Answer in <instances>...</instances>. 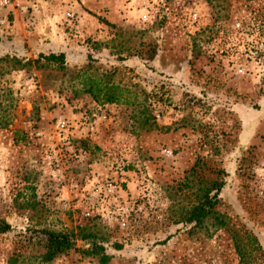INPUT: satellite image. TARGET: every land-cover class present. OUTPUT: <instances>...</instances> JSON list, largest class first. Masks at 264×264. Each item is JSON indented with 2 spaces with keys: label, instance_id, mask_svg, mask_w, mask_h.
<instances>
[{
  "label": "rangeland",
  "instance_id": "rangeland-1",
  "mask_svg": "<svg viewBox=\"0 0 264 264\" xmlns=\"http://www.w3.org/2000/svg\"><path fill=\"white\" fill-rule=\"evenodd\" d=\"M128 3L71 10L64 65L0 58V264H264V0ZM45 232L74 245L46 260Z\"/></svg>",
  "mask_w": 264,
  "mask_h": 264
},
{
  "label": "crops",
  "instance_id": "crops-1",
  "mask_svg": "<svg viewBox=\"0 0 264 264\" xmlns=\"http://www.w3.org/2000/svg\"><path fill=\"white\" fill-rule=\"evenodd\" d=\"M128 1L12 0L7 8L0 10V58L16 56L20 51L33 57L68 54L73 44L77 46L65 36L61 26L68 12L76 10L82 16L81 26L86 16L94 18L90 15L115 24L130 7Z\"/></svg>",
  "mask_w": 264,
  "mask_h": 264
},
{
  "label": "trees",
  "instance_id": "trees-1",
  "mask_svg": "<svg viewBox=\"0 0 264 264\" xmlns=\"http://www.w3.org/2000/svg\"><path fill=\"white\" fill-rule=\"evenodd\" d=\"M44 59L51 61L53 63H58L64 65L65 56L63 54H49L43 56ZM85 84L84 92L88 93L92 99L99 104H120V88L115 85L102 84L100 81L89 80ZM209 198H206V203H209ZM206 217V211L204 207H195L194 210L190 213L189 221L190 222H200L203 218ZM11 230L9 224L0 220V234L7 233ZM47 236V255L46 260H51L56 254L64 253L72 248L74 245V239L72 234L64 233H53L45 232ZM120 246H116V250H120ZM103 248L94 245L93 253L94 255H100L101 264H107L110 260V256L105 255L102 252ZM239 264H250L248 259L245 257V254L241 253L240 263Z\"/></svg>",
  "mask_w": 264,
  "mask_h": 264
},
{
  "label": "built area",
  "instance_id": "built-area-1",
  "mask_svg": "<svg viewBox=\"0 0 264 264\" xmlns=\"http://www.w3.org/2000/svg\"><path fill=\"white\" fill-rule=\"evenodd\" d=\"M11 2H12V0H0V10L7 8L11 4ZM147 17H148L147 14H143L141 16V19L145 22L148 19ZM75 18H76L75 13L72 11L68 12L66 15V19L68 21H73ZM194 18H195V16H194ZM65 127H66V123L64 121H62V120L57 121V128L58 129L62 130V129H65ZM163 153L167 156H172L171 151L165 150Z\"/></svg>",
  "mask_w": 264,
  "mask_h": 264
}]
</instances>
